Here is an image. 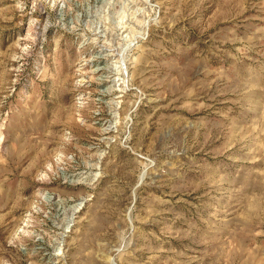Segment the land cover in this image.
Instances as JSON below:
<instances>
[{
  "label": "rangeland",
  "instance_id": "1",
  "mask_svg": "<svg viewBox=\"0 0 264 264\" xmlns=\"http://www.w3.org/2000/svg\"><path fill=\"white\" fill-rule=\"evenodd\" d=\"M0 264H264V0H0Z\"/></svg>",
  "mask_w": 264,
  "mask_h": 264
}]
</instances>
